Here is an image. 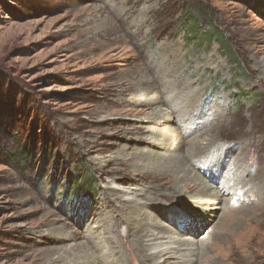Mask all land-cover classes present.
I'll use <instances>...</instances> for the list:
<instances>
[{"label":"rangeland","instance_id":"1","mask_svg":"<svg viewBox=\"0 0 264 264\" xmlns=\"http://www.w3.org/2000/svg\"><path fill=\"white\" fill-rule=\"evenodd\" d=\"M190 4L201 11L192 35L193 11L182 18ZM213 29L225 50L205 47ZM173 90L183 97L172 102ZM155 106L180 119L170 132L147 117ZM151 136L181 154L195 136L217 138L218 177L203 174L212 148L188 161L214 186H232L234 199L220 200L233 206L228 217L203 211L204 195L162 198L134 181ZM84 168L95 179L90 196L73 190ZM108 184L147 186L136 197L162 202L165 235L178 232L181 245L200 251L216 243L206 263L264 264V0H0V264H76L80 249L124 252L125 219L113 241L107 236L108 208L121 210L124 200ZM107 241L117 244L113 253Z\"/></svg>","mask_w":264,"mask_h":264},{"label":"bare ground","instance_id":"2","mask_svg":"<svg viewBox=\"0 0 264 264\" xmlns=\"http://www.w3.org/2000/svg\"><path fill=\"white\" fill-rule=\"evenodd\" d=\"M133 12V8H130L127 14L131 15ZM148 12L149 10L147 8H142L140 11L141 17L147 19ZM137 27L138 28L135 31L136 35H140L143 31V26L137 25ZM154 64H157L156 61ZM156 70L158 71V69ZM155 76H159V74H155ZM175 83H178L176 79ZM163 96L164 95L160 93L154 100H162ZM181 97H183L182 94H178L174 90L171 91L169 95V99L172 102L178 101ZM141 100L142 97L137 98V101L139 103ZM172 111V109L162 111L160 108H157V106H155L152 109L151 114H149L147 117L155 118L158 121L161 120L164 124L162 126L163 132L168 133L173 129L171 124H178V120H180L177 116L173 114ZM188 118L192 123L193 121H195L196 123L200 122V119H198L197 117L190 116ZM217 122H219V119L217 120ZM149 127L150 128L148 129H157V127ZM194 127L187 128L186 132L189 133L193 130ZM146 139L147 140L144 141L148 143L149 146H146L148 147V149L144 150V162H141L139 164V167L137 165V167L134 168V174H136L137 176L134 181H136L137 183L140 181H146V183L151 185V188L157 189L154 194H158V196L162 198L167 197L173 199H183L189 197V195L191 194L204 195L205 198L202 201L204 207L202 209L203 211L209 213L211 218H214L215 213L220 209L223 210V217L226 218L229 216V213L231 212L233 206L229 205L221 207L220 200L224 199L225 197H228L229 199H234L232 193V186L228 184L229 182L221 181L220 185L216 187L211 182H209L207 178L213 177V175L215 177H218L219 167L222 165L223 162V160H219L218 156L216 155L218 151V148L215 146L217 138H213L211 140L209 139L207 140V142H202L197 136L193 137L188 144V154H181L177 151L167 152L166 150L170 149L169 147L171 143L170 141L166 140L163 136H161L160 138H154L153 136H151ZM172 144L175 147H179L181 143L175 140ZM155 146L157 148H160L161 152L155 155L156 157H153L150 149ZM208 149L211 150L209 151L207 156L208 158L213 159L210 160L207 158L208 161L210 160V162L206 163L207 167L206 169H204L203 172V174L207 177L203 175L201 177L198 173H193L196 166L193 165L191 167L189 161L199 152L203 150L207 151ZM150 156H152V158H150ZM202 183H204V185ZM107 186L111 189V191H120L122 193L121 197H123L124 199L121 210L111 208V211L109 207V214L105 217V225L108 234L107 236L108 239L111 241H113L112 239H114L115 237V231H113V227L115 225L117 226V223L119 222L118 219L122 217V219H125V221L127 222L129 230H127L125 237H121V240L125 247L124 252H120L117 255L115 253L112 254L115 256H110L108 254L109 257L107 258L104 257L102 251L100 252V249H96L94 251L90 250L88 251V254H81L80 252H82V249H80L81 251L77 252L76 254V264H89L91 262V260L89 259L90 257L95 259L96 264H109L108 261L114 262V264H129L128 261L130 260L135 261L136 263L138 262L137 264H214L213 262L206 263L208 260V258L206 257V252L212 249L214 244L216 243H214L213 245L210 244L209 247L200 251L196 246L191 243H183L181 245L180 243H182V241L181 238L178 237V232L176 236L164 234V232L160 229V226L164 225L161 221V218L166 215L163 212L164 210L162 202L149 199L142 200V198L136 197L141 195V197H144V193L146 192V189H148L147 186H144L143 188H132L131 186L120 187L119 184H108ZM213 187H216V189L212 190ZM194 190L196 191L194 192ZM161 191H167V193H162ZM148 210L150 212L154 211V214H151ZM213 231L214 230H212L211 232ZM163 238H165V240L162 241ZM111 241H107L106 250L104 251L109 250L111 251L110 253H113L114 249L117 247V244L111 243ZM229 242L230 241H228L227 244H230ZM162 256L164 257L163 260H157V257Z\"/></svg>","mask_w":264,"mask_h":264},{"label":"trees","instance_id":"3","mask_svg":"<svg viewBox=\"0 0 264 264\" xmlns=\"http://www.w3.org/2000/svg\"><path fill=\"white\" fill-rule=\"evenodd\" d=\"M187 8L190 9V11H193L194 15L191 16L192 20L190 19V21L188 23V27L190 29L187 30V26H186L185 30L188 31L191 35L192 34H197V33H199V30H198L199 25L197 23L198 19H197V16H196V14H197L196 11H198L199 14H201V11H199V9L197 10L196 9V5H194V4H190L189 6L185 5L184 8H183L184 13L182 14V18L185 16V10H187ZM211 28H213V27L210 24L209 29H211ZM213 31H214V29H213ZM206 32H208V31H204L203 33H206ZM206 36H207L206 39H205V47L206 48H209V45L211 43L217 42L219 48L222 49V50H225L224 42L220 41V40H223V34L220 31L215 29V31L213 33H210V34L208 33ZM242 95H244V93H242ZM238 101H242V99H238ZM251 102L253 103L254 101H251ZM13 154L15 155V153H13ZM72 184L75 186V189H73L75 191V194L83 193L84 195L90 196V194L91 193H95V190H96L95 179H94L93 175L90 173V169L89 168H84V170L79 175L77 180L72 182ZM67 194L68 195L71 194V183L67 187ZM74 201L75 200H73L72 207L73 206H75V207L77 206V205H75Z\"/></svg>","mask_w":264,"mask_h":264}]
</instances>
